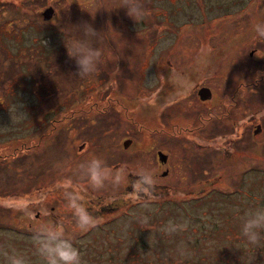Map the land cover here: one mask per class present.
Segmentation results:
<instances>
[{
  "label": "rangeland",
  "instance_id": "rangeland-1",
  "mask_svg": "<svg viewBox=\"0 0 264 264\" xmlns=\"http://www.w3.org/2000/svg\"><path fill=\"white\" fill-rule=\"evenodd\" d=\"M42 1H37L41 5L36 9L28 7L25 0L10 4L6 10L2 8L0 19H23L26 18L24 15H33L37 11L35 15L39 22L26 32L30 39L37 38V45L22 50L30 54L40 53L42 45L50 48L49 41H54V50L67 55L63 43L68 39L65 31L75 28L79 35L80 26L87 23L102 33L105 42L100 40L94 46L100 48L104 56L113 55L115 50L121 55L120 65L116 59L102 56L99 68L113 70L118 67L112 72L114 82L125 80V85H118L115 92L87 89L83 103L81 100L78 106L67 107L70 94L65 91L82 82L75 75V61L68 58L61 65L55 63V67L39 62V76H43L40 83L44 78L41 72L55 70L56 73L59 69L57 86L54 89L41 88L39 92L40 99L49 102L46 105L51 107V111L46 112L50 107L43 106L44 110L40 107V116H37L39 120L47 121L50 118L42 114H49L56 125L64 124L62 131L53 133L59 140L56 147L46 145L45 132L48 129L27 131L11 123V120L20 118L18 105L5 102L10 99L8 95L0 99L4 102L0 104V246L14 248L28 256L31 264H37L32 255L33 230L40 222L63 223L73 236L74 246L80 250L84 264H264V246L256 250L245 247L234 211L238 208L242 214L248 207L264 206V130L255 136L256 140L247 138L246 160L229 167L228 182L202 184V181H197L199 183L195 184L204 172L186 164L190 159L193 163L194 156L182 147L172 152L175 158L181 157L186 168L179 174L171 170V176L181 183L170 187L158 185L164 180L160 178L158 154L155 159L149 154L142 155L138 150L141 143L149 145L154 142L157 145L160 142L158 113L161 105L157 93L161 98L164 89L169 94L172 91L167 81L166 87L160 89L156 84L158 78L154 85L151 83L155 67L162 60L169 68L171 64L166 61L169 56L174 64L183 63L200 43L202 50L211 51L213 78L219 83L235 84L237 96L244 94L242 106L247 113V125L259 120V115L251 113L258 107L264 112V40L255 35L252 26L264 21V0H177L176 15L171 19L175 18L178 23H155L152 28L160 30L161 34L153 33L152 36H144L147 24L143 21L135 23L124 9H117L119 0H86L84 7L81 6L84 0H47L56 9L47 22L54 24L52 28L45 26L41 18V10L46 5ZM149 3L152 8L165 6L168 12L174 6L170 0H149ZM7 26L6 22L0 23V51L6 45L16 50L15 32L9 31ZM108 38L113 47L106 42ZM179 41L176 52H168L163 58L161 51ZM204 54L195 59L186 71L198 82L204 77L201 70L207 60V54ZM123 60L127 61L125 65ZM15 62V53L0 58V68ZM141 67L145 72L143 78L138 74ZM2 70V77L6 76L8 71ZM258 73L259 79L254 80ZM11 76L15 75H7ZM9 80L0 81V96L4 95V86ZM97 86L103 88L101 83ZM69 112L73 115L71 123L63 121V115ZM95 116L101 117L97 119ZM87 139L95 148L85 152L76 165L70 166L69 175L74 177L71 178L73 184L85 194L89 206L100 208L96 215L102 222L97 228L80 233L73 231L71 213L66 209V201L58 185L69 179L64 173V165L70 163L71 158L75 160L80 153L79 146ZM92 156L102 158L112 170L124 168L125 163L134 172L137 171L133 168L137 163L152 170L156 177V199L145 209L142 202L128 198L132 189L126 184L119 188L92 190L77 173L78 165ZM173 156L171 162L174 164ZM197 161L201 164L200 160ZM115 163L119 168L113 167ZM193 169L197 171L193 172ZM191 175L192 182L188 183ZM164 188L168 193L163 195ZM103 193L106 198L99 196ZM117 195L113 210L102 209L103 204ZM139 214L149 216V229H141L135 221L134 215ZM169 219L189 220L188 230L171 237L159 233L160 226ZM181 241L192 253L183 260L175 254ZM209 241H214L211 247L207 246ZM0 264H7L3 257H0Z\"/></svg>",
  "mask_w": 264,
  "mask_h": 264
},
{
  "label": "flooded vegetation",
  "instance_id": "flooded-vegetation-1",
  "mask_svg": "<svg viewBox=\"0 0 264 264\" xmlns=\"http://www.w3.org/2000/svg\"><path fill=\"white\" fill-rule=\"evenodd\" d=\"M25 1L27 2V6L30 8L36 9V6L40 7L41 5H38V0ZM44 1L46 5L41 10V18L46 23L45 26H47L48 28H52V25L54 24L49 25L47 24V22L51 20V17L54 15L56 9L54 8L55 6H53L54 4H49L47 0H43L42 2ZM51 1L55 2V0ZM143 2V5H145V8L147 9H145L146 15L142 21L148 25V27L144 30V32L146 33H144V36H152L153 33L161 34L160 30H155L154 28H152V25L155 23H172L173 21L175 24L178 23L175 18L174 20L171 19L173 18V15H176L175 4L177 3V0H170V3L174 6L173 9H171L169 12L167 11V9H165V6H156L155 8H152L149 0H143ZM81 6H86V0H84L83 5ZM48 7L52 8L51 16L49 18H44L43 11ZM2 12V7H0V14H2ZM36 13L37 11H35L33 15H24V17L26 18L23 19H0V23L6 22L9 25L7 26L8 30L14 31V36L17 38L16 50H14L11 46L6 45V48L3 51H0V54H2V56L0 55V58L4 59L15 53L17 60V62L15 63H8L6 66L0 68V76L2 79V75L4 74L2 69L7 70L8 72L6 73V75H15L7 77L10 79L7 84L8 86L15 88V91L23 90L25 92L24 96L26 97L33 94L36 97L40 98L39 92L41 88H53L57 86L56 80H58L59 69L56 73L55 70H51V73L41 72V74L44 75V78L40 83L39 80L43 76H39L40 72L38 63L43 62L45 66L55 67V63L61 65L62 63L68 61V57L66 53H61L58 50H54V41H49V43H51L52 45L50 48L42 45V52L40 53L30 54L22 50V48H34L37 45V38L34 37L32 38V40L26 35L28 29H30L32 26H35L39 22V19L35 15ZM18 22H24V24H17ZM65 23L68 24L67 22ZM104 35L106 38V33ZM158 39L161 38L158 37ZM101 41L105 42L103 37ZM106 42H108L110 47H113V43L109 40V38L108 40H106ZM94 43L98 44L99 42ZM179 43L180 41L174 42L170 44L167 49L164 48L161 51L162 57L164 58V55L168 52H176ZM209 44L210 42L208 41L207 45ZM24 53H26V58L30 56V61L29 66H27V68L23 70L22 57ZM204 53L207 54V60L201 68L204 77L202 78L201 82H198L193 77L194 75L191 76L190 74L186 73V71L188 70V66L195 59L200 58L202 55H205ZM5 54L6 56L3 57ZM210 56L211 51L202 50V44L200 43L191 54V57L185 60L183 63L174 64L169 56L166 60L167 63L171 64L169 68L162 60H160L159 64L155 67L156 71L151 78V83L154 85L157 81L156 78H158V82L156 84L159 89L160 87H166V80L160 77H167L168 71H176L183 74L191 80L193 85L191 90L186 95L180 97L170 105H162L160 103L162 102V100L159 101L161 108L159 109L158 118L160 122L159 131L161 140L159 143H157V145L154 144V142L150 143L149 145L144 142L139 144L138 146V150L142 155L149 154L157 159L156 155L158 154L159 159L157 160L158 164L161 166L160 178L164 179L162 182L160 181L158 185H166L170 187L176 186L181 183L178 178H173L171 176V170L176 171L179 174L186 168V165H184L185 163L183 162L181 157L179 156L175 158L172 152L179 150L182 147L188 149L190 151V154L194 156L193 163L192 159H190L186 164H188L190 168H193L194 165V167L200 168L204 172L203 177L197 179L195 184L199 183L197 181H202V184H210L217 181L228 182V175L230 171L229 167L236 166L237 164L242 163L246 160L245 152L247 138L251 137L255 139V136L261 134L264 130V112L262 111V108L258 107L253 109V113L251 114L256 116L259 115V120L248 126L246 120L247 113L245 112V108H243L242 106L244 94L237 96V93L234 92L236 87L235 84L229 82L219 83L213 78L214 73H212L213 67ZM104 57L116 59V63L119 65L121 64L122 59L118 50H115L113 55L106 54V56ZM126 63V60L122 61V64L125 65ZM117 64L116 66H119ZM117 68L118 67L114 68L113 70L107 68H99L98 75L93 74L88 77L81 78L82 82L76 83V87L65 91L70 94V98H68L66 101L67 107L75 106L81 100L82 101L80 103H83L87 97V89L91 91L113 90V92H115L118 85L124 87L125 80H123L124 82L121 83L114 82L112 72H114ZM189 71H192V69H189ZM138 74L140 78L144 77L145 72L142 70V67ZM125 78L127 79L128 77L125 76ZM84 80L86 81L83 82ZM98 83H101V85H103V88L98 87ZM168 94V90L164 89V93L161 95V98L165 97ZM94 103L97 104L98 101L94 99ZM47 107L50 106L47 105ZM239 107L240 109L237 111ZM50 111L51 107L48 108L46 112ZM252 115H250L249 118H251ZM42 116H46L50 119L47 121H41V123H39L38 120L33 119L31 121L32 124H29L30 126H27V128L32 129L34 127L35 131L48 129V131L45 132V134H47L46 145L48 147H56L59 143V140L53 133L62 131L65 128L64 124L56 125L55 120H52L53 116H50L49 114H44ZM95 117L98 119L101 116ZM63 118L64 122H73V115H71L70 112L64 114ZM243 119H245L246 121H242ZM114 128L116 129L115 126ZM94 148L95 146L91 140L87 139L82 142L78 149L80 153L75 158V160L71 158V162H66L67 164L64 165V167H66L64 168L66 177H69V179L74 178L72 175H69L70 166L76 165L78 163V160L83 157L85 152L91 151ZM172 156L175 160L174 164L171 162ZM197 160H200L201 164ZM123 166L127 170L128 178L132 179L135 170L130 169V165L128 163H125ZM140 166L141 164L137 163V166L133 168L138 170ZM113 167L119 168L118 163H115ZM194 171L197 170L193 169V172ZM179 176L180 175H178L177 177ZM191 179L192 175L187 179L188 183H190V181L192 182ZM166 193H168V191L164 188L162 194L164 195ZM99 196L106 198L105 193L100 194ZM116 197H118V195L113 197L106 204H103L102 209L113 210L115 207Z\"/></svg>",
  "mask_w": 264,
  "mask_h": 264
},
{
  "label": "clouds",
  "instance_id": "clouds-1",
  "mask_svg": "<svg viewBox=\"0 0 264 264\" xmlns=\"http://www.w3.org/2000/svg\"><path fill=\"white\" fill-rule=\"evenodd\" d=\"M94 2V0H93ZM101 8V7H100ZM117 9H124L128 17L135 23L141 22L146 15L142 0H119ZM255 35L264 40V21L255 23L252 26ZM81 34L76 29L65 31L68 39L64 47L69 59L74 60L77 68L75 75L85 78L99 72L100 60L103 51L94 46V42L102 39V33L97 32L91 25L84 23L80 26ZM259 73L254 80L259 79ZM171 86V93L160 98L162 105H170L180 97L186 95L192 88L189 78L176 71H169L167 77L161 76ZM151 81V80H150ZM77 173L81 180L87 182L94 191H100L106 187L119 188L122 184L131 187L128 198L142 202L145 209L156 199V177L155 173L145 167H140L133 178H128L126 169L112 170L106 162L97 156L80 163ZM66 201V209L71 213L73 220V231L87 233L97 228L102 222L101 217L96 215L100 208H90L87 198L72 182L67 179L58 185ZM236 219L239 223V235L245 242V247L260 248L264 246V206L248 207L241 214L240 209H235ZM135 221L141 225V229L147 228L149 216L144 214L134 215ZM190 221L187 219L176 221L169 219L158 229L159 233L165 236H173L188 230ZM214 241L207 243L211 247ZM32 255L36 258L37 264H84L80 250L74 246L73 236L68 232L63 223L53 224L40 222L37 224L31 235ZM236 247V246H235ZM240 249L239 247H236ZM175 254L178 259L183 260L191 256V250L181 241ZM0 257H3L7 264H31V260L24 253L14 248L0 246Z\"/></svg>",
  "mask_w": 264,
  "mask_h": 264
},
{
  "label": "trees",
  "instance_id": "trees-1",
  "mask_svg": "<svg viewBox=\"0 0 264 264\" xmlns=\"http://www.w3.org/2000/svg\"><path fill=\"white\" fill-rule=\"evenodd\" d=\"M18 0H7V1H0V7L4 8L6 10V8L10 5V4H14L16 5V2ZM23 60V67L22 69L24 70L25 68H27V66H29V61H30V56H28L26 58V53L23 55L22 57ZM3 80L7 79V75L2 77ZM0 78V81L2 80ZM8 83H6V85L4 86V95L0 96V99L3 96L8 95L10 97V99H7L5 102L8 103H15L16 105H18V109L20 112L19 115V119L12 121L11 123H13L14 125H17L20 128H24L30 130L31 128H27V126H30L29 124H32L31 121L33 119L38 120L39 123H41V120H39L37 118V116H40L38 114V110L44 107H47L46 104H48L49 102L46 101V99L44 98H39L36 97L35 95L31 94L29 96H24L25 92L23 90H19V91H15V88L8 86ZM11 84V83H10ZM14 85V84H13ZM3 86V85H2ZM54 89V87H53ZM14 100V101H13ZM0 104H4L3 101L0 102ZM41 107V108H40ZM47 111V110H46ZM22 112H27V114H22ZM44 115V113L42 114ZM23 129V130H24ZM34 129V127L32 128V130Z\"/></svg>",
  "mask_w": 264,
  "mask_h": 264
},
{
  "label": "water",
  "instance_id": "water-1",
  "mask_svg": "<svg viewBox=\"0 0 264 264\" xmlns=\"http://www.w3.org/2000/svg\"><path fill=\"white\" fill-rule=\"evenodd\" d=\"M52 8L48 7L43 11L44 18H49L51 16Z\"/></svg>",
  "mask_w": 264,
  "mask_h": 264
}]
</instances>
